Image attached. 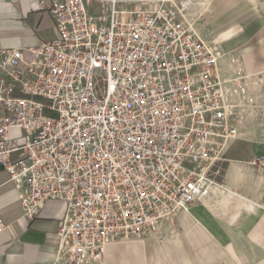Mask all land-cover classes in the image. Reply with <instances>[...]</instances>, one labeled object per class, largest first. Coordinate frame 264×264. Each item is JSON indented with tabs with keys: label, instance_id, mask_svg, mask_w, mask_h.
<instances>
[{
	"label": "built area",
	"instance_id": "2783aa9c",
	"mask_svg": "<svg viewBox=\"0 0 264 264\" xmlns=\"http://www.w3.org/2000/svg\"><path fill=\"white\" fill-rule=\"evenodd\" d=\"M36 3L57 35L28 55L0 49V164L26 217L64 202L55 262L83 263L205 200L255 107L246 87L238 111L226 83L247 76L233 67L226 82L223 52L182 0ZM249 164L263 170L264 157Z\"/></svg>",
	"mask_w": 264,
	"mask_h": 264
},
{
	"label": "crops",
	"instance_id": "0c3cea01",
	"mask_svg": "<svg viewBox=\"0 0 264 264\" xmlns=\"http://www.w3.org/2000/svg\"><path fill=\"white\" fill-rule=\"evenodd\" d=\"M37 0H0V49L51 40L57 31ZM45 4L62 0H42ZM200 33L223 52L222 65L243 72L252 117H244L214 191L146 237L108 243L104 256L83 263L55 262V232L65 204L47 201L24 215L18 190L0 164V264H264V0H190ZM0 77L7 75L0 69ZM7 113L0 109V117ZM10 130V136H18Z\"/></svg>",
	"mask_w": 264,
	"mask_h": 264
},
{
	"label": "bare ground",
	"instance_id": "6f19581e",
	"mask_svg": "<svg viewBox=\"0 0 264 264\" xmlns=\"http://www.w3.org/2000/svg\"><path fill=\"white\" fill-rule=\"evenodd\" d=\"M188 1L187 0H182V3H183V5L185 6L184 7V10H182V16L189 22V23H192L193 24V28L198 32V33H200L199 32V28L197 29V27H196V21L195 20H193V18L192 17H190V15L188 14L189 12V8H190V6L192 5V4H190V5H187L186 6V3H187ZM173 12H174V15H176V11L175 10H173ZM201 34V33H200ZM202 35V34H201ZM221 69H222V72H223V74L225 75L226 73H228V75H225V80H226V82L227 81H231V80H233L234 78H236L237 77V75H236V73H235V70L233 69V67H228V69L225 67V66H221ZM226 86H227V89H228V91H229V93H231V99L232 100H235V102H236V105H239V109H238V111H241V112H243V111H245L244 110V106H248L249 104H250V101L249 100H245V99H241L240 98V92L243 90V89H245L246 88V83L243 81V80H240V81H238V82H230V83H226ZM215 186H217V185H215ZM215 186L212 188L213 189V191H214V188H215ZM217 187H220L219 185L217 186Z\"/></svg>",
	"mask_w": 264,
	"mask_h": 264
},
{
	"label": "rangeland",
	"instance_id": "374dc122",
	"mask_svg": "<svg viewBox=\"0 0 264 264\" xmlns=\"http://www.w3.org/2000/svg\"><path fill=\"white\" fill-rule=\"evenodd\" d=\"M92 12H93V15L94 16H97L98 15V12L96 11V10H92ZM198 19L196 20V27H197V29L199 28V25H198ZM199 30V29H198ZM199 32H200V30H199ZM224 166L222 165V167H221V170H220V172L218 173V174H215V181L223 174V171H224V168H223Z\"/></svg>",
	"mask_w": 264,
	"mask_h": 264
}]
</instances>
